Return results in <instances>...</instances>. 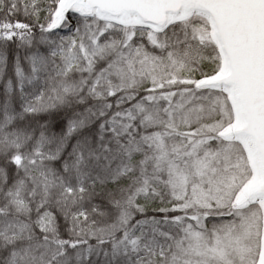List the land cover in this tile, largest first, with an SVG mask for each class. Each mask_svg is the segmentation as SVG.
Listing matches in <instances>:
<instances>
[{"label":"snow or ice","instance_id":"snow-or-ice-1","mask_svg":"<svg viewBox=\"0 0 264 264\" xmlns=\"http://www.w3.org/2000/svg\"><path fill=\"white\" fill-rule=\"evenodd\" d=\"M0 264H264V0H0Z\"/></svg>","mask_w":264,"mask_h":264}]
</instances>
